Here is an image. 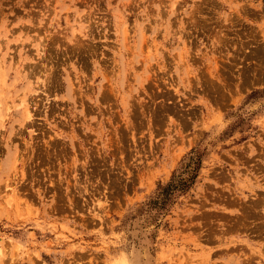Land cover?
<instances>
[{
	"label": "rangeland",
	"instance_id": "obj_1",
	"mask_svg": "<svg viewBox=\"0 0 264 264\" xmlns=\"http://www.w3.org/2000/svg\"><path fill=\"white\" fill-rule=\"evenodd\" d=\"M0 264H264V0H0Z\"/></svg>",
	"mask_w": 264,
	"mask_h": 264
},
{
	"label": "trees",
	"instance_id": "obj_2",
	"mask_svg": "<svg viewBox=\"0 0 264 264\" xmlns=\"http://www.w3.org/2000/svg\"><path fill=\"white\" fill-rule=\"evenodd\" d=\"M191 163H196L194 162V158L189 159V163H187L188 165H186L185 169L181 172L178 177L176 176L174 179H172L170 183L166 185V187H163L161 192L162 196L167 197L171 192L174 191L182 192L193 184L194 180L196 179V176L192 175V171L194 170H190L189 168V164Z\"/></svg>",
	"mask_w": 264,
	"mask_h": 264
}]
</instances>
